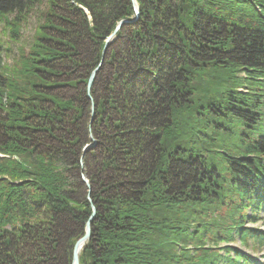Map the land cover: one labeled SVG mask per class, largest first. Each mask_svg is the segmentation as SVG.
<instances>
[{
  "label": "trees",
  "instance_id": "obj_1",
  "mask_svg": "<svg viewBox=\"0 0 264 264\" xmlns=\"http://www.w3.org/2000/svg\"><path fill=\"white\" fill-rule=\"evenodd\" d=\"M37 5L0 58V264H72L92 204L80 264H260L264 0H0L12 42Z\"/></svg>",
  "mask_w": 264,
  "mask_h": 264
},
{
  "label": "rangeland",
  "instance_id": "obj_2",
  "mask_svg": "<svg viewBox=\"0 0 264 264\" xmlns=\"http://www.w3.org/2000/svg\"><path fill=\"white\" fill-rule=\"evenodd\" d=\"M45 7L46 6H44V5H41V6H36L35 7V11H33L32 13H30L29 15H28V21L26 20L25 21V23H23L22 24V26H21V28L19 27V32H20V34H21V41L20 42H16V41H14V42H12L10 39H9V37H8V35H6L5 34V29H3V27L1 26V24H0V44H2V48L0 49V53H1V55H0V58H1V62L3 63V64H13L12 63V61H13V59L15 58V56L18 54V47L19 46H21L22 48H28V46L32 43V41H33V39H32V37H33V34H34V31H35V26H36V24L38 23V20H39V18L41 17L40 16V13L38 12V10H43V9H45ZM135 8H137V6L135 7ZM136 20V19H135ZM135 20H128V19H126V20H122V21H120L119 23H118V25H120V23L122 22V25H121V27L124 25V24H126V22H133V21H135ZM118 25H117V27H118ZM117 27L115 28V31L113 32V33H111L110 35H109V37L108 38H106L105 39V43H104V52H105V50H108V49H110L111 47H110V45L111 44H113V42H116V34H117V32L121 29V27L119 28V29H117ZM117 29V30H116ZM100 66H98L96 69H95V71H97V69L99 68ZM93 73H95V72H93ZM93 75V74H92ZM91 75V76H92ZM90 80V79H89ZM89 80H88V82H89ZM92 88V87H91ZM90 90L91 89H89V83L87 84V92L89 93V94H91L90 93ZM62 91H66V90H62ZM64 94H72V93H69V92H65ZM90 98H91V95H90ZM93 102V101H92ZM91 111H92V117H90V119H91V122L93 121V119H94V112H95V107L94 106H92V109H91ZM87 146H91V145H87ZM88 149V147H85V149ZM85 149H83L84 150V152L86 153L87 152V149L85 150ZM83 170H85V165H83ZM89 171H91L92 173H91V176L93 175V169H91V170H89ZM87 172V171H86ZM89 177H90V173L88 172L87 174L86 173H82L81 174V180H82V182H83V184H85L86 185V188L88 189V191H86V193H85V185L81 188V191H82V194L84 193L85 195L88 193V199H90L91 200V195H90V192H91V185H90V183H89ZM92 206H93V211H94V209H96L95 208V206L92 204ZM93 214V213H92ZM95 214H96V212H95ZM94 214V215H95ZM92 216V215H91ZM90 216V217H91ZM94 217V216H93ZM93 217H92V219H91V221L93 220ZM90 219H89V221L88 222H91L90 221ZM87 222V223H88ZM87 223H86V226H87ZM252 225V224H251ZM250 225V226H251ZM256 226H259V224H256ZM90 228H91V226H90ZM261 229H262V227H260ZM259 228V229H260ZM87 231V230H86ZM86 234V233H85ZM84 234V235H85ZM83 235V236H84ZM83 236H81V237H83ZM90 236H91V234H90ZM80 237V238H81ZM78 240H80V239H78ZM78 240H77V242H78ZM76 242V243H77ZM234 245H236V246H238V243H236V244H234ZM220 246H224V244H220ZM245 249V248H244ZM247 249H249V248H247ZM249 252H252V249L250 248L249 249ZM263 254H264V250L263 249H261L260 251H257L256 252V255L257 256H259L260 258L262 257V261L264 262V258H263Z\"/></svg>",
  "mask_w": 264,
  "mask_h": 264
},
{
  "label": "water",
  "instance_id": "obj_3",
  "mask_svg": "<svg viewBox=\"0 0 264 264\" xmlns=\"http://www.w3.org/2000/svg\"><path fill=\"white\" fill-rule=\"evenodd\" d=\"M135 12L139 13L138 10H136ZM122 25V22L120 23V25L117 27V29H119ZM116 29V30H117ZM95 74H96V71L95 73H93V75L90 77V80H89V89H91L92 85H93V80L95 78ZM88 148L91 147V146H87ZM87 149V148H86ZM85 149V150H86ZM96 212V209H94L93 211V214L92 216L90 217L92 219V217L94 216ZM90 219V221H91ZM90 226H91V222H88L87 223V226H86V234L80 238V240H78V242L75 244L74 246V249H73V264H79V255H80V249L85 245V243L90 239V234H91V229H90Z\"/></svg>",
  "mask_w": 264,
  "mask_h": 264
},
{
  "label": "bare ground",
  "instance_id": "obj_4",
  "mask_svg": "<svg viewBox=\"0 0 264 264\" xmlns=\"http://www.w3.org/2000/svg\"><path fill=\"white\" fill-rule=\"evenodd\" d=\"M73 253V252H72Z\"/></svg>",
  "mask_w": 264,
  "mask_h": 264
}]
</instances>
